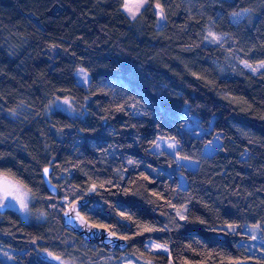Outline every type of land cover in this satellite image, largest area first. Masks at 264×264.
I'll use <instances>...</instances> for the list:
<instances>
[{"label":"trees","instance_id":"16d2710c","mask_svg":"<svg viewBox=\"0 0 264 264\" xmlns=\"http://www.w3.org/2000/svg\"><path fill=\"white\" fill-rule=\"evenodd\" d=\"M123 2L0 0V174L45 213L29 223L0 214V248L10 253L0 264L76 262L92 248L117 257L63 228L61 200L81 198L87 221L149 264H264L262 244L250 251L245 232L259 224L264 239V68L239 65L264 61V0H148L133 22ZM209 32L221 42L207 45ZM53 99L71 100L76 117L45 116ZM157 137L177 141L175 157L150 150ZM177 156L197 167L177 168Z\"/></svg>","mask_w":264,"mask_h":264},{"label":"rangeland","instance_id":"374dc122","mask_svg":"<svg viewBox=\"0 0 264 264\" xmlns=\"http://www.w3.org/2000/svg\"><path fill=\"white\" fill-rule=\"evenodd\" d=\"M126 2L131 5V4L137 3L138 0H124L123 5ZM142 11H143V9L141 10V12ZM122 12L132 22L135 21L138 18V16L140 15V13H141L140 12L139 14H137L135 18H132L129 15V13L124 10L123 6H122ZM154 12H155V15H156V18H157L156 28L159 29V28H161L163 26L164 19H160L157 16L158 9H156L155 6H154ZM238 14H239L238 16H232L231 17L232 22H237V21H239V20H241V19H243L244 17L247 16V12H241V13H238ZM214 35L219 37V39L217 41L213 42V41H211V38L208 37V40L206 42L207 45H216V44H219L221 42L222 37L220 35H217V34H214ZM239 65L242 68H244L245 70H247L250 73H252V74H257V73L260 72L259 66L252 67V68H256L257 69L256 72H253L252 68L245 67L244 63H242L241 61L239 62ZM75 77H76L77 83L79 85H82L84 87H86L88 85L89 77H88V75L85 72L82 74V73H80V69H78L76 71V73H75ZM64 101H67V103H64ZM55 110L61 111L62 113L66 114V115H68L70 117H76V114H77L75 112V110H74L72 101L69 100V99H53L46 106V108L44 110V114H45V116H47L49 113H51V112H53ZM194 118H196V117L194 116ZM170 142H175L177 144V148H178V143H177V141L175 139L157 137L155 142H154V144L150 148V150L152 152H154V153H157V154L164 152L166 154H169V155H172V156L175 157V153H176L177 148L175 149V151L168 149L167 144L170 143ZM155 144H160L161 147L160 148H156V147H154ZM175 161H176V158H175ZM176 163H177V168L183 167L185 169H195L197 167V162L192 161V160H180V161H176ZM177 179H178L179 190H184V188L186 187L185 179L179 173L177 174ZM6 183L7 184H19V185H21L19 182L15 181L14 179H12V178H10L8 176L0 174V200H3V203L5 205L4 206L5 207L4 212L0 213V214H4L6 211H12V212L16 213L20 217L22 222H26V223L36 222V221H43L45 219V213L43 211H34V210L30 209V204L32 202V197H31L29 191L23 186L20 187V189L16 193V195L18 197H21V198L24 199V202L27 204V210L26 211L21 210L20 204L17 202V200L12 199L11 196H9L6 199H4V194H3L2 189H3V187L5 186ZM60 204L62 206H64L65 208L68 206V204L65 203L64 200H61ZM176 205L178 206L177 208L180 209V212H179V214H177L175 216L177 218H179L180 217V213H181V205H179V204H176ZM1 218L2 217H0V219ZM174 222H176V220L175 219H171L170 223L172 224ZM232 230H234V229H232ZM245 232H247L251 236V238L253 236L256 237L255 239H253V238L251 239V242H250V248L251 249H250V251H253L254 248H258L257 244H262V246L264 248V239L261 240V238L259 237L258 229H254L252 226H249V227H246ZM155 245H159V244H156L153 241H148L147 242V246L152 251L167 253V248L165 246L161 245L162 247L156 248ZM91 252H92V258L87 259V260L84 259L85 261L84 260H80L81 258L78 259L76 262L73 259H71V260H66V259L65 260H62V259L56 260V259H54L55 261H53V263L54 264H149L148 262L136 259V258L132 257L129 254L119 253L117 257H113L111 255H108V254L102 252L101 250H95V248H92ZM5 254L10 256L9 252L3 251L0 248V258H4V256H6ZM109 254H114V253H109ZM5 261H6L7 264L10 263V260L8 258H6Z\"/></svg>","mask_w":264,"mask_h":264},{"label":"water","instance_id":"95a60500","mask_svg":"<svg viewBox=\"0 0 264 264\" xmlns=\"http://www.w3.org/2000/svg\"><path fill=\"white\" fill-rule=\"evenodd\" d=\"M48 174L45 176L44 170L42 171V180L44 186L51 196H56L57 189L53 183L49 180L50 168ZM89 200L87 198L76 199L68 204V206L62 211L60 219L63 228L79 237L87 245L97 247L104 250L107 253H123L127 249V243L123 238L117 235H110L109 230L104 227H99L91 224L81 214V210L87 206ZM70 205L75 206V212L70 211ZM4 209L0 208V213H3ZM79 213L77 217L76 213ZM68 213V215H66ZM83 218V219H81ZM237 264H248L239 262Z\"/></svg>","mask_w":264,"mask_h":264},{"label":"snow or ice","instance_id":"6c2138e0","mask_svg":"<svg viewBox=\"0 0 264 264\" xmlns=\"http://www.w3.org/2000/svg\"><path fill=\"white\" fill-rule=\"evenodd\" d=\"M148 4V0H138L137 3L135 4H129V3H125L123 5V8L126 12L129 13V15L132 17V18H135L137 14H139L141 12L142 9H144V7ZM155 8L158 9V12H157V16L160 18V19H164V14H163V8L161 7L160 3L157 2L155 4ZM233 16H238L239 14L238 13H233L232 14ZM208 37L211 38V41L215 42L219 39V37H217L216 35H214L213 33L209 32L208 33ZM207 38V37H206ZM244 63L245 67H248V68H252L251 65L247 64V62H242ZM259 68H264V61H261L260 64H259ZM252 71L253 72H256L257 69L256 68H252ZM80 73H84V70L83 69H80ZM86 82V81H85ZM64 103H67V101H64ZM209 145H211V142H209ZM154 147L156 148H160L161 145L160 144H155ZM167 147L168 149L170 150H173L175 151V149L177 148V144L175 142H170L167 144ZM189 158L186 157V156H177L176 157V161H180V160H188ZM129 163H133V161L129 160ZM44 173H45V176H47L48 174V169L45 168L44 169ZM147 178V177H145ZM20 187H22V185H19V184H5V186L3 187L2 191H3V194H4V199H6L7 197L11 196L12 199H15L17 200V202L20 204V208L21 210L23 211H26L27 210V204L24 202V199L21 198V197H18L16 195V193L19 191ZM95 189V185L93 186L92 189L90 190H94ZM4 203H3V200H0V207H4ZM70 211L72 212H75V206H72L70 205ZM179 214V213H178ZM66 215H68V213H66ZM77 217H79V213L77 212L76 213ZM181 219H184L183 216L180 217ZM83 219V218H81ZM229 229H233L235 226L234 225H229L228 226ZM254 229H258L260 226L259 224L257 225H253L252 226ZM110 235H114V233H110ZM253 239H255L256 237L253 236L252 237ZM156 248H160L162 247L161 245H155ZM166 250V249H165ZM6 255V254H5ZM49 256H52V253H48ZM54 259L56 260H60V257L56 256V257H53Z\"/></svg>","mask_w":264,"mask_h":264},{"label":"flooded vegetation","instance_id":"af4514ba","mask_svg":"<svg viewBox=\"0 0 264 264\" xmlns=\"http://www.w3.org/2000/svg\"><path fill=\"white\" fill-rule=\"evenodd\" d=\"M0 208H2V209H4V210H5V207H0Z\"/></svg>","mask_w":264,"mask_h":264}]
</instances>
